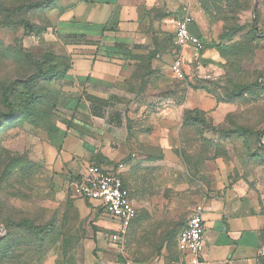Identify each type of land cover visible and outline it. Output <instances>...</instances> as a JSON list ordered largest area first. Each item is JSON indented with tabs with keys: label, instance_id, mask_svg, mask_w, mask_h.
Here are the masks:
<instances>
[{
	"label": "rangeland",
	"instance_id": "rangeland-1",
	"mask_svg": "<svg viewBox=\"0 0 264 264\" xmlns=\"http://www.w3.org/2000/svg\"><path fill=\"white\" fill-rule=\"evenodd\" d=\"M184 3L197 13L191 20L199 24L203 49L185 58L183 81L170 72L173 44L158 53L157 73L171 79L152 82V98L173 103L176 95L181 115H149L147 160L161 166L140 171L137 165L126 177L138 216L125 247L135 263L173 252L189 210L216 187L240 189L264 214V0ZM31 4L11 19L29 22L31 36L7 26L5 11ZM51 6L46 0H0V264H88L97 233L107 235L108 219L77 192L82 169L71 170L58 157L55 138L67 121L56 105L57 85L35 78L34 63L47 70L50 59H64L47 18ZM10 84L8 112L1 95ZM25 93L29 109L22 104ZM190 112L196 121L184 122ZM158 127L168 131L167 161L154 144L164 134ZM23 220L42 234L8 226Z\"/></svg>",
	"mask_w": 264,
	"mask_h": 264
},
{
	"label": "crops",
	"instance_id": "crops-1",
	"mask_svg": "<svg viewBox=\"0 0 264 264\" xmlns=\"http://www.w3.org/2000/svg\"><path fill=\"white\" fill-rule=\"evenodd\" d=\"M184 7V0H58L48 11L49 24L66 59L64 78L55 84L57 106L67 125L57 134L55 144L58 157L69 169H82L78 180L90 165L109 171L123 165L125 181L137 165L140 171L161 166L147 160L152 141L145 121L151 114L173 116L174 120L181 115L176 95L173 103L170 98L159 101L152 98L151 85L171 79L158 74V53L173 43L174 22ZM196 15L192 6L190 16L194 20ZM193 25L202 42L199 24L194 21ZM193 53L190 47L182 51L184 70L185 58ZM172 56L173 62V51ZM157 130L164 134L154 144L167 161L172 154L164 147L168 131ZM201 203L205 206L206 264H261L264 214L258 202L238 188L216 187ZM94 208L100 207L95 204ZM144 208L155 210L152 204ZM98 212L108 219L109 224L103 226L107 235L97 233L88 264H123V255L108 242L117 225L104 211ZM135 264H189V257L177 245L173 252L166 250Z\"/></svg>",
	"mask_w": 264,
	"mask_h": 264
},
{
	"label": "built area",
	"instance_id": "built-area-1",
	"mask_svg": "<svg viewBox=\"0 0 264 264\" xmlns=\"http://www.w3.org/2000/svg\"><path fill=\"white\" fill-rule=\"evenodd\" d=\"M174 24V58L170 70L176 80L183 81L185 70L182 51L190 47L195 53H198L203 49V45L188 31V25L192 24V20L187 7L182 9L181 17ZM123 168V165H118L117 168L109 171L97 165H90L82 178L75 183V186L82 200L98 205L117 225V228L109 236V245L120 255H123V264H134L125 255L124 243L128 230L137 217V211L122 182ZM204 213V203L193 206L188 212L185 228L178 236V250L181 254L188 255L189 264H206ZM263 257L264 250L260 253V258Z\"/></svg>",
	"mask_w": 264,
	"mask_h": 264
},
{
	"label": "trees",
	"instance_id": "trees-1",
	"mask_svg": "<svg viewBox=\"0 0 264 264\" xmlns=\"http://www.w3.org/2000/svg\"><path fill=\"white\" fill-rule=\"evenodd\" d=\"M57 1L58 0H46V2L48 4H52L51 8H49L48 11L55 7ZM31 7H33L32 4L31 5H25V6L13 9V10L5 11V17H6L7 26H9V27L15 26V27L22 28L24 30V34L25 35L31 36L34 33V30H33V27L31 26V24L29 22H26V21H20V22H15V23L11 22V19L13 18V16L15 14H17V13H19L21 11H24L26 9H29ZM252 31L254 33L257 32L256 26L252 27ZM173 47H174V45H173ZM65 61H66L65 58L62 59V60H58L57 58L50 59L49 63H47L48 64L47 70L44 67V63H41V62L34 63L35 64V68L37 70V75H36L35 78L37 80H40V81H48L49 83H55L56 81L61 80L62 78H64L65 71H66ZM12 92H13V85L10 84L7 88H5L3 90L2 95H1L2 104H3L4 108L8 112H11L12 107H13V105L11 103ZM90 101H93V99H90ZM22 104L27 109L31 108L32 99H31V96L28 93H25L22 96ZM56 105H57V100H56ZM191 114H192L191 112L186 114V116L184 117V122H191V121L195 120L193 117H191ZM1 117H2V115L0 114V118ZM121 178H122V182H123L124 187L128 190L129 195H130V191H129V188H128L127 184H126L125 179L123 178V176ZM130 199H131V195H130ZM99 210H102V209L99 208ZM137 216H138V213H137ZM136 219H137V217H136ZM136 219L134 220V222L136 221ZM134 222L130 226L126 236L129 235V233H130V231H131V229L133 227ZM8 226H11V227H14V228H18V229H28L33 234H35L36 236L41 235L42 234V230H43L41 227L35 226L29 220H23V221H19V222H10V223H8ZM126 238L127 237H125V239ZM124 252H125L126 257L128 259H130L135 264L133 259L126 252L125 243H124ZM263 259H264V257L261 258V264H262Z\"/></svg>",
	"mask_w": 264,
	"mask_h": 264
},
{
	"label": "water",
	"instance_id": "water-1",
	"mask_svg": "<svg viewBox=\"0 0 264 264\" xmlns=\"http://www.w3.org/2000/svg\"><path fill=\"white\" fill-rule=\"evenodd\" d=\"M188 31L192 37L196 38L197 40L201 39L200 33L193 24L188 25Z\"/></svg>",
	"mask_w": 264,
	"mask_h": 264
}]
</instances>
